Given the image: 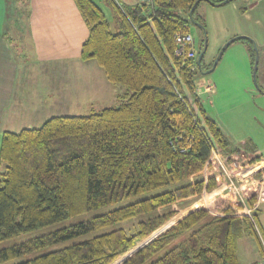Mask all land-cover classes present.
<instances>
[{
	"label": "trees",
	"instance_id": "obj_1",
	"mask_svg": "<svg viewBox=\"0 0 264 264\" xmlns=\"http://www.w3.org/2000/svg\"><path fill=\"white\" fill-rule=\"evenodd\" d=\"M108 1L118 16L113 24L90 0H74L88 30L80 60L94 61L124 89L121 104L3 133L0 264H113L224 182L221 170L212 173L218 155L234 165L225 167L232 176L262 160H243L247 151L232 145L196 94L201 73L174 53L176 33L193 21L204 29L195 18L202 2L190 19L199 0ZM245 42L253 66L254 46ZM242 193L252 208L258 185ZM242 209L230 193L215 196L121 264H240L238 241L257 242L261 232L257 210ZM128 221H137L133 233L121 227Z\"/></svg>",
	"mask_w": 264,
	"mask_h": 264
},
{
	"label": "crops",
	"instance_id": "obj_2",
	"mask_svg": "<svg viewBox=\"0 0 264 264\" xmlns=\"http://www.w3.org/2000/svg\"><path fill=\"white\" fill-rule=\"evenodd\" d=\"M90 1L112 24L117 20L118 16L108 0ZM114 1L124 6H135L141 2ZM214 1L222 3L225 0ZM202 2L204 16L201 17L205 33L203 44L205 39L207 43L202 66L211 67L223 45L236 37L251 40L253 46L264 52V0H236L220 5ZM11 3L13 7L9 0H0V142L5 132L35 129L32 127L35 123L42 125L51 117H61L66 107H72L75 100H103V91L108 88V82L104 81L106 79L98 65L94 61L80 60V49L88 36V30L74 0H12ZM241 8H245V12L241 13ZM242 40H235L225 48L222 55L229 47L237 46L243 57L250 58V68L253 69L248 43ZM200 49H203V45ZM22 67L26 68L23 78ZM80 71H88L89 74ZM260 71L257 70V82L260 72L264 83V63ZM201 77L204 82L212 85V79L207 75ZM33 80L34 87L31 86ZM86 80L98 82L86 87ZM80 84L83 91L80 90ZM215 92L214 87L205 95L211 96ZM110 96L117 98L118 94L110 92ZM3 169L0 164V172ZM251 182L256 183L260 191L264 179L261 185L258 181ZM260 205L261 198L258 195L255 206L257 212ZM257 220L264 234V225L260 218L257 217ZM248 238L253 239L244 236L238 244ZM255 244L256 249H252L250 240L249 245L244 246L250 259L252 254H257V250L260 253L256 241ZM258 262L257 255L248 264Z\"/></svg>",
	"mask_w": 264,
	"mask_h": 264
},
{
	"label": "rangeland",
	"instance_id": "obj_3",
	"mask_svg": "<svg viewBox=\"0 0 264 264\" xmlns=\"http://www.w3.org/2000/svg\"><path fill=\"white\" fill-rule=\"evenodd\" d=\"M13 1L15 2V0ZM11 2L12 0H9V3L12 4L11 7H13V3ZM202 4L203 2L200 3V6L197 8L195 14V18L199 20L202 19V15L204 16ZM20 15H22L21 12ZM112 27L114 32V30H116L114 28L115 26L112 25ZM188 33L194 39L196 49L200 50L201 46L203 45V31H201V29H199L196 24L191 22L190 26L188 27ZM12 34L14 35L13 32ZM234 47H229V50L226 49V53L220 57V60L217 63L215 69L212 71V73L207 75V77L212 79V85L215 84L213 86L215 87L216 92L211 96L205 95L204 93L202 95L201 101L207 114L212 117L225 132L227 131L232 145L239 149L247 151L248 154L243 160L253 159L256 156H261L262 160L241 172H236L232 176L227 170H225V167H227L228 169H233L234 165L233 167L228 166V164H226L225 157L223 155H218V168L212 173L221 170L222 174L224 175V182L212 193L200 197L195 201H190L164 226L157 229L154 233H152L150 236L143 239L142 241L137 242L135 244V247L131 251L120 257L113 264H121L125 259L129 258L132 254H134L135 251H137L143 245H146L158 235L165 232L169 227L182 220L187 214L201 208L204 204H206L215 196H218L223 193H230L231 195L236 197L238 201H240L238 196L232 189L230 178L235 182L236 187H238V190L240 191L243 200L245 198L242 193V190L244 187L252 183L251 181H258L259 185L262 184L264 179V83L263 81H261L262 77L260 74V69L262 67V64L264 63V52L263 50L256 48L258 52V70L260 71L258 81V87L260 88L259 90L254 84V80L252 77V67L250 68V58L243 57L242 51L238 49L237 46L235 48ZM209 68L211 67L206 65L202 66V69L204 71L209 70ZM21 69V77L23 78L24 70L26 68L22 67ZM30 72L31 74H33L32 68L30 69ZM80 72L82 74H89L88 71ZM33 76L34 75H32L31 78H33ZM24 79H26V77ZM96 79L97 78H94V80ZM104 81L106 82V80ZM97 82L98 81H96L95 83ZM95 83H91L86 80L85 86L87 87L90 85H95ZM107 85L108 88L103 91V100H98V102H93L91 100H82L81 102H76L75 100V105L73 104L72 107H66L64 115L62 116H86L91 113H97L104 108L118 107L121 102L114 98V96H110V92H112L113 94H121L124 92V89L119 86L111 85L110 83H108ZM31 86L34 87V80L31 82ZM80 90L83 91L82 84H80ZM40 124L41 123H35L32 125V127L34 126V128H38L41 126ZM240 162L242 163L243 161ZM261 169L263 170L261 171ZM259 196L261 198V205L260 210L258 211V219L260 218L261 223L264 225V184L262 185L261 190L259 191ZM255 206L256 205H254L253 207ZM242 210L247 214L245 208ZM254 211L256 210H253V212ZM136 223L137 221H128L124 223L121 227H123L127 233H133L136 228ZM260 233L261 232L259 231V235ZM25 238L28 237H24L22 239ZM248 239L250 240L252 249H256L255 241L250 238ZM249 240H241L238 244V259L241 264H248V262L255 259L257 255L258 261L262 260V255L258 252V250L256 255L252 254L251 259L248 257L249 255L245 250L244 246L249 245ZM257 242H259L260 244V237H258ZM170 248L171 247L165 249L162 253H160L151 261L161 257Z\"/></svg>",
	"mask_w": 264,
	"mask_h": 264
},
{
	"label": "built area",
	"instance_id": "obj_4",
	"mask_svg": "<svg viewBox=\"0 0 264 264\" xmlns=\"http://www.w3.org/2000/svg\"><path fill=\"white\" fill-rule=\"evenodd\" d=\"M141 2H148L150 0H140ZM174 45H175V55L182 60L184 63H188L189 68L191 71H197V56H198V50L195 47V41L192 38V36L186 32V33H176L174 36ZM214 89V86L211 84H207L204 82L202 77L195 81V91L197 96L201 97L204 93H210ZM226 170V169H225ZM229 177V176H228ZM230 182L232 184V189L234 190L235 194L238 196L239 200L242 202L244 208L246 209V212L248 215H251L253 213V210H256L255 207L251 208L248 206H245V202L240 194V191L238 190V187H236L235 182L230 178ZM256 205V204H255ZM260 237V245L262 248V260L259 264H264V238L262 235H259Z\"/></svg>",
	"mask_w": 264,
	"mask_h": 264
},
{
	"label": "water",
	"instance_id": "obj_5",
	"mask_svg": "<svg viewBox=\"0 0 264 264\" xmlns=\"http://www.w3.org/2000/svg\"><path fill=\"white\" fill-rule=\"evenodd\" d=\"M202 1L207 2L208 0H199V1H197V2L194 4V6L191 8V10H190V12H189V17H190V19L192 18V13H193L195 7L197 6V4H198L199 2H202ZM228 2H229V0H225V1H223L222 3H220V4H226V3H228ZM207 3H208V2H207ZM211 5H215V4H211ZM193 23L196 24L197 27L200 28V29L203 31V33H204V29L201 28L202 26H201L200 24H198V23H196V22H194V21H193ZM204 34H205V33H204ZM243 38H244V37H239V38L236 37L235 39H231V40H229L225 45H223V47H222L221 50L219 51L218 56H217V59L213 62L211 68H210L209 70H207V71H203V70H202V59H203V56H204V54H205V52H206V47H207V43H206V39H205V40H204V44H203V49H202L201 52L198 54L197 61H196L198 71L201 73V75H209L210 73H212V71L215 69V67H216V65H217V63H218V61H219V58L221 57V55H222L223 51L225 50V48H226L228 45H230L231 43H233L235 40H237V39H243ZM254 50H255V61H254L253 69H252V77H253V80H254V84H255V85L257 86V88L260 90V88L258 87L259 85H258L257 78H256V73H257V68H258V52H257L255 46H254ZM127 259H128V258H127ZM125 260H126V259H125ZM125 260H124V261H125ZM124 261H123V262H124Z\"/></svg>",
	"mask_w": 264,
	"mask_h": 264
}]
</instances>
